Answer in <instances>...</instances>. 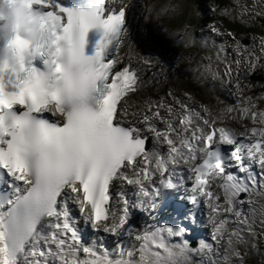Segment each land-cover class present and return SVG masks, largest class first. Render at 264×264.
<instances>
[{
    "label": "snow or ice",
    "instance_id": "6c2138e0",
    "mask_svg": "<svg viewBox=\"0 0 264 264\" xmlns=\"http://www.w3.org/2000/svg\"><path fill=\"white\" fill-rule=\"evenodd\" d=\"M22 2L42 37L27 52V41L16 37L9 46L19 66L0 64V264H202L194 259L201 255L216 264L210 257L220 247L223 264L241 258L237 246L246 242L245 232L256 235L257 218L264 228V204L257 199H264V110L256 111L251 97L239 109L227 108L244 129L237 133L218 126L223 114L203 105L197 111L171 91L158 99L145 95L151 82L133 66L134 53L126 64L118 55L130 35L125 0ZM91 29L100 39L86 56ZM67 53L86 69L85 79L71 87ZM37 58L45 71L35 66ZM258 64L259 58L250 62V71ZM97 96L93 110L88 101ZM181 164L186 171H178ZM178 192L192 206L186 215L177 204L171 221L132 237L126 226L134 212L158 214ZM70 203L92 230L115 237V245L107 247L103 236L85 243ZM201 203L216 248L203 239L193 247L189 238ZM230 223L236 227L230 230Z\"/></svg>",
    "mask_w": 264,
    "mask_h": 264
},
{
    "label": "rangeland",
    "instance_id": "374dc122",
    "mask_svg": "<svg viewBox=\"0 0 264 264\" xmlns=\"http://www.w3.org/2000/svg\"><path fill=\"white\" fill-rule=\"evenodd\" d=\"M136 8L139 13L134 24L136 27L141 26L138 30L135 29L137 43L142 45L145 42L150 51L160 52V49L164 51L162 57L161 54H158L159 60L154 59V62H160V68L175 65L174 61L176 60L183 63L178 69V74H175L166 83L169 87L168 91H171L174 97H178L181 101H195L198 105L204 103L207 107L218 104L223 111H226L231 105L239 106L238 101L251 97L254 99L251 103L255 102L258 108L264 110V51L262 50L264 45V0H224L223 4L216 3L214 15L210 17L211 24L206 30L201 27L202 20L200 24L196 22L195 0H138ZM213 27L219 29L220 38L221 36L223 38L221 41H217L215 37L212 40L211 37L215 33L212 31ZM245 27L251 31L245 32L247 31ZM229 32L233 33V36H229ZM253 32L257 34H253ZM150 35L156 38V42ZM246 40L249 41V45L243 46L241 43ZM227 48L235 50L238 60H232L231 75L226 74L228 66L231 65L229 64L224 66L222 73L218 75L219 79L226 80L227 78L233 81L234 87H236L237 81L241 83V77L250 70V62L259 58L257 71L261 73L263 80L256 84L255 94L243 95V92L237 91L230 93L228 88L222 84V88L225 90L222 91L219 98L215 97L218 87L215 75L218 72L202 67L203 58H205L202 54L210 60L216 59L218 63H223L227 55ZM237 61L240 63L237 64ZM193 73L198 74L200 79L206 77V84L201 83L199 78H191L189 74ZM162 77L161 72L151 75V79L156 81ZM157 84L158 87L161 85L160 82L155 83V85ZM186 85L190 86L189 89ZM163 93L165 92L159 93L160 97L163 96ZM186 93L188 95H185ZM227 114L224 113V121H230L227 120ZM231 115L235 116V113ZM231 122L238 126L234 120ZM254 227L256 235L248 236L245 238L246 242L237 247L244 250L246 256L252 255L258 264H262L264 262V228L259 224V219ZM245 234L247 233L245 232ZM256 253L261 256H256ZM230 260L231 264H244L234 256H230ZM248 260L251 261L250 258ZM249 264L253 263L249 262Z\"/></svg>",
    "mask_w": 264,
    "mask_h": 264
},
{
    "label": "bare ground",
    "instance_id": "6f19581e",
    "mask_svg": "<svg viewBox=\"0 0 264 264\" xmlns=\"http://www.w3.org/2000/svg\"><path fill=\"white\" fill-rule=\"evenodd\" d=\"M125 2H128L131 5V7L129 9V14L127 17V22L130 25V35L124 38L123 44L119 50L118 55L123 58V63L126 64L128 62V60H127L128 53L130 51L132 53H134V59L132 61L133 66H138L141 69V76L147 78L151 82L150 87L145 90L144 94L150 95L153 99H158L160 97V95H159L160 92H165V93H163V96H165V94L167 92H169L168 91L169 87L167 86L166 83L169 82L175 74H178V69H180L179 67H181L183 63L181 61L176 60V58H175V60H176V61H174V63H176L175 65L171 64L172 66H162V68H160L159 67L160 62L159 63L154 62V59L159 60L158 54H161V57H162V54H164V51H162L161 49H160V52H154L152 50L150 51V49L146 46L145 42H143L142 45L137 43V40L135 39V37H136L135 29L138 30L141 27V26L136 27L134 24V21H136V17L138 16V13H139L138 9H136V5L138 4V0H125ZM148 17L151 18L150 16H148ZM151 21H152V19H151ZM148 29H149L148 32L150 34L149 24H148ZM150 36L152 37V35H150ZM152 39H154L156 42L155 37H152ZM158 48H160V47H158ZM141 58L150 60L151 66L144 64L143 60ZM160 72H161V75L163 77L158 80L161 84L158 87V84L155 85V82H154L156 80L151 79V75H155V74H158ZM165 88H167V89H165ZM169 102H172L171 98H169ZM183 103L188 104L187 102H184V101H183ZM210 110L212 111V113H214V115H218V114L224 115V113H225V111L221 110L218 105L211 107ZM226 114H227V112H226ZM235 115H238V113H236ZM227 116H229V115L227 114ZM242 123H244V122H242ZM251 126H252V124H251ZM165 147L161 149L162 152L164 151ZM180 169L186 170L183 165L180 166ZM257 199H258L259 203L264 204V199H261V198H257ZM69 207H70L71 211H74L76 209L75 204H72V203H70ZM245 207H246V209L248 208L247 205H245ZM133 214H135L133 219H137L138 221L148 217L147 213L134 212ZM206 226H207V224H206ZM228 227L231 230V229L235 228L236 225L230 223L228 225ZM89 228L91 229L90 226H89ZM208 230H209V232H208L207 236L205 237V241L208 243H212L214 248H216L217 246L215 245V243L211 239L212 228H211L210 224L208 225ZM130 242L131 241H129L128 243H130ZM222 249H224V248L220 247L218 252H214L213 254H211L210 258H211V260L215 261L216 264L219 261V257H220V253H221ZM194 259L198 262H202V264H209V256L208 255L196 256Z\"/></svg>",
    "mask_w": 264,
    "mask_h": 264
},
{
    "label": "clouds",
    "instance_id": "9594fccd",
    "mask_svg": "<svg viewBox=\"0 0 264 264\" xmlns=\"http://www.w3.org/2000/svg\"><path fill=\"white\" fill-rule=\"evenodd\" d=\"M16 37H21L27 41L28 48L34 46L42 37L32 9L26 7L22 0H0V64L5 66L18 67L20 64L17 51L9 46ZM66 65L71 73L69 86L85 79L86 69L75 61L71 53L65 57ZM44 77H39L36 91L43 88Z\"/></svg>",
    "mask_w": 264,
    "mask_h": 264
},
{
    "label": "trees",
    "instance_id": "16d2710c",
    "mask_svg": "<svg viewBox=\"0 0 264 264\" xmlns=\"http://www.w3.org/2000/svg\"><path fill=\"white\" fill-rule=\"evenodd\" d=\"M224 0H195V9H196V22L200 24L201 20L203 23L201 27L206 25V22L210 19L211 16L214 15V5L216 3L223 4Z\"/></svg>",
    "mask_w": 264,
    "mask_h": 264
}]
</instances>
